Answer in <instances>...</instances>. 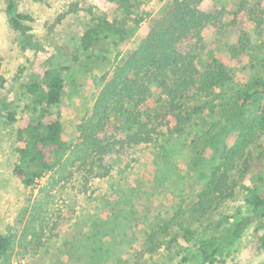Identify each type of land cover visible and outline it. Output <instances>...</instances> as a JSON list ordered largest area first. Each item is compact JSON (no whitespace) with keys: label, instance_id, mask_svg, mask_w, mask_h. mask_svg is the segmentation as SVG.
<instances>
[{"label":"rangeland","instance_id":"rangeland-1","mask_svg":"<svg viewBox=\"0 0 264 264\" xmlns=\"http://www.w3.org/2000/svg\"><path fill=\"white\" fill-rule=\"evenodd\" d=\"M6 1L0 0V111L12 112L16 120L0 115V233L11 235L0 264H191L185 258L198 239L210 232L209 222L215 225L222 214L249 215L240 187L232 199L213 203L215 207L203 215L198 202L203 182L189 173L188 164L192 155L209 160L239 140L242 125L226 106L236 92L247 90L261 74L264 0L201 2V9L220 14L205 27L206 48L198 53L200 65L215 56L231 74L229 84L216 88L210 97L189 99L193 90L188 88L185 102L187 106L201 104L202 117L184 128L174 123L170 129L162 127L152 143L127 147L120 140L134 130L133 117L121 114L112 121L113 112L114 125L97 131L108 138L103 143H113L101 162L95 163L96 173L81 168L68 149L62 164L32 186H25L13 172L17 119L37 113L24 84L38 79L48 68L67 67L61 70V101L50 112L59 117L63 138L76 148L80 126L91 115L103 84L101 76L120 64L145 33L144 21H135L148 13L162 14L171 0H13L17 11L31 16L27 23L41 50L21 44L9 23ZM72 3H77L73 9ZM99 14L126 22L131 32L117 46L110 40L98 42L89 57L72 61L80 33L90 17ZM254 17L263 21L259 29ZM243 34L250 46L244 57L234 51ZM159 92L152 83L147 108L140 113L158 107ZM252 137L247 136L246 149L254 143ZM201 140L213 141L199 145ZM258 140L264 142V134ZM77 153L81 154L78 148ZM262 163L256 169L264 176V160ZM243 183L251 186L253 181L246 176ZM228 226L229 221L222 222L215 233H225ZM263 230L264 217L246 220L240 235L223 248L213 264H263L264 248L258 241ZM174 234L178 235L175 239Z\"/></svg>","mask_w":264,"mask_h":264},{"label":"trees","instance_id":"trees-1","mask_svg":"<svg viewBox=\"0 0 264 264\" xmlns=\"http://www.w3.org/2000/svg\"><path fill=\"white\" fill-rule=\"evenodd\" d=\"M202 1L171 0L162 14L148 13L135 21L136 24L144 21L145 33L135 49L120 64L114 65L101 76L103 84L90 110L91 115L80 126L81 140L76 148H71L70 143L63 138L62 123L59 117L50 112V108L61 101L64 89L61 70L67 67L48 68L41 77L24 84L34 108L37 109L34 116H20L16 125L17 160L13 172L25 186H32L46 172L62 164L68 149L80 161L81 168L87 167V173H96L95 163L101 162L104 153L111 149L113 143H103L108 138L101 137L97 131L104 129L107 124L114 125L111 122L113 112L116 113L112 121L117 120L121 114L133 117L134 130L120 140V144L127 147L152 143L161 134L162 127L170 129L174 123L184 128L202 117L201 104L187 106L185 102V97L189 95L188 88L193 90L189 99L194 96L210 97L216 88L226 87L231 80L228 67L215 56L200 65L198 53L206 48L205 27L214 23L220 14L201 9ZM70 5L73 9L77 3ZM5 9L21 44L41 50L42 47L34 40L31 26L27 23L31 16L17 11L13 0L6 1ZM128 11L129 6L126 8L127 13ZM62 16L64 13L57 21ZM253 22L256 29L263 23L257 17L253 18ZM130 32L126 22L111 19L104 14L92 15L79 35L72 61L89 57L98 42L110 40L117 46ZM239 45L237 49L234 48L235 54L240 53L244 57L250 50L245 34L241 36ZM260 70L261 74L253 79L250 87L236 92L231 104L227 103L226 106L233 109L234 120L242 125L239 140L209 160L201 155H192L188 164L189 173L191 171L203 182V189L198 192L203 215L210 213L215 207L212 206L213 203L218 205L232 199L239 187L244 190L245 211L249 215L236 218L235 214H222L215 225L209 222L207 226L210 232L198 239L194 251L185 258L191 264H213L223 248L240 235L246 220L264 217V176L256 169L257 163L261 166L264 160V142H256L264 134V56L260 60ZM152 83L160 90L157 96L160 104L140 113L147 108L146 101ZM246 113L249 114L247 117ZM0 115H5L11 121L16 120L10 111H0ZM249 134H253L254 140L251 142L254 143L246 149ZM212 141L201 140L199 145ZM77 148L81 154L77 153ZM105 173L98 175L103 176ZM246 176L253 181L251 186L243 183ZM87 179L85 176L84 183H87ZM227 221V231L223 234L215 233L222 222ZM259 227H263L262 221ZM182 229L190 234L187 228ZM177 236L174 234V239ZM258 241L259 246L264 248V230ZM10 244L11 235L0 233V259Z\"/></svg>","mask_w":264,"mask_h":264}]
</instances>
